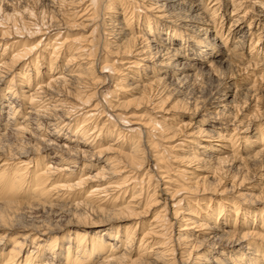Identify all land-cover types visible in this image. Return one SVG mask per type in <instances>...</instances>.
Segmentation results:
<instances>
[{
    "label": "bare ground",
    "instance_id": "bare-ground-1",
    "mask_svg": "<svg viewBox=\"0 0 264 264\" xmlns=\"http://www.w3.org/2000/svg\"><path fill=\"white\" fill-rule=\"evenodd\" d=\"M260 96L264 0H0V264H264Z\"/></svg>",
    "mask_w": 264,
    "mask_h": 264
},
{
    "label": "rangeland",
    "instance_id": "rangeland-1",
    "mask_svg": "<svg viewBox=\"0 0 264 264\" xmlns=\"http://www.w3.org/2000/svg\"><path fill=\"white\" fill-rule=\"evenodd\" d=\"M246 27H247V25L244 26V30L246 29ZM236 69H237V67L230 66V67L225 68L223 70H224L225 75H227L231 72H234V70H236ZM210 84L213 87L215 83L211 82ZM258 86H260L259 81L256 82L255 88H258ZM262 98L264 99V97L260 96L259 107H260V105L261 106L263 105V101H262L263 99ZM6 143H8V142H4L5 146H9V144L7 145ZM253 175L255 177H258V170H255V172H253ZM255 177H253V178H255ZM4 209H5V207L0 205V211H2ZM14 219H15L16 225L30 224V223H32V224L34 223V225H37V224L43 223V224L49 225L52 228L63 226L67 220L64 216H62L59 213H53L50 215L49 213H44V212H39V211H37V212L32 211L31 212L28 210L25 213H21L20 216L14 218Z\"/></svg>",
    "mask_w": 264,
    "mask_h": 264
}]
</instances>
